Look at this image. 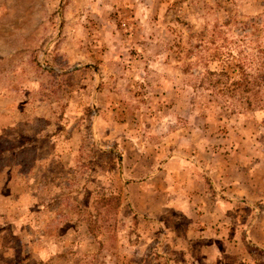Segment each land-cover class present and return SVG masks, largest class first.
<instances>
[{
	"label": "rangeland",
	"instance_id": "374dc122",
	"mask_svg": "<svg viewBox=\"0 0 264 264\" xmlns=\"http://www.w3.org/2000/svg\"><path fill=\"white\" fill-rule=\"evenodd\" d=\"M0 264H264V0H0Z\"/></svg>",
	"mask_w": 264,
	"mask_h": 264
},
{
	"label": "trees",
	"instance_id": "16d2710c",
	"mask_svg": "<svg viewBox=\"0 0 264 264\" xmlns=\"http://www.w3.org/2000/svg\"><path fill=\"white\" fill-rule=\"evenodd\" d=\"M213 39L214 41H217L215 37ZM217 52L218 51H216V53ZM229 57H230L229 54H225L223 57H221V61H220L221 68L215 70L216 72L215 74H217L219 77L223 78L224 80L223 89L220 90L221 92L220 96H223L227 92H229L235 97L237 92L242 88V93L243 95H245L242 97H247L246 100L247 103H249L248 108L252 109L253 104L249 96L253 95L254 93L255 83L258 84L257 86H259V84H261L260 86H262L263 84L255 81H251L249 78L250 76L247 73V70L244 68V66L238 62L230 64ZM258 72L260 74V71ZM228 82H230V84Z\"/></svg>",
	"mask_w": 264,
	"mask_h": 264
},
{
	"label": "crops",
	"instance_id": "0c3cea01",
	"mask_svg": "<svg viewBox=\"0 0 264 264\" xmlns=\"http://www.w3.org/2000/svg\"><path fill=\"white\" fill-rule=\"evenodd\" d=\"M228 184H229V186L223 192V194L226 195V196L228 195L230 197L229 198L230 200L231 199H243V197H245V199H246V197H248L249 194H248L247 189H246L247 184L239 183V182L235 183V184H231V185H230V182H229ZM244 186H246V187H244ZM258 221H259V216L254 218V221L252 222V224L250 225L248 230L251 231L252 227H254V229H255L258 226V224H259ZM242 228L246 229V227H242ZM249 231H245L244 230L245 234H248ZM206 232H207V230H206ZM248 240L250 241V238H246L244 240V242H247ZM253 243H255V242H253Z\"/></svg>",
	"mask_w": 264,
	"mask_h": 264
}]
</instances>
